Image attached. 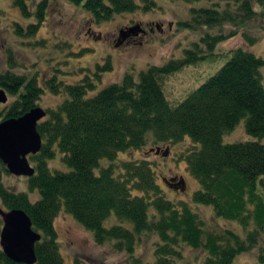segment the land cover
Instances as JSON below:
<instances>
[{"label":"trees","instance_id":"1","mask_svg":"<svg viewBox=\"0 0 264 264\" xmlns=\"http://www.w3.org/2000/svg\"><path fill=\"white\" fill-rule=\"evenodd\" d=\"M66 1L82 7L96 24L138 10L148 12L154 5L151 0H140L141 5L138 0ZM211 1L216 4L192 9L191 21L181 24L208 30L193 50L186 51L184 59L150 66L140 73L139 80L125 74L120 83L92 96L88 94L96 89L94 78L85 76L67 84L53 75L42 86L36 75L15 74V63L9 58L11 69L0 73V89L16 99L0 106V122L37 107L45 89L66 96L55 109L46 111V118L37 127L42 149L29 157L35 174L26 178L28 190L39 192L37 201L4 185L3 176L10 173L0 160L1 204L6 210H23L41 236L35 245L36 264H64L54 226L62 211L92 234L95 245L111 244L114 252L127 254L131 264H141L135 255L136 245L149 234L157 238L155 264H172L180 258L182 246L203 250V264H233L237 256L258 244L264 234V59L241 47L231 49L230 60L174 108L161 85L164 77L185 66L216 57L218 45L238 35L255 45L258 37L242 32L249 21L258 20L260 34L264 33V0H221L225 7L217 3L220 0ZM14 5L24 17L33 13L37 19L24 28L16 24V34H37L46 2L38 4L35 12H30L26 0H15ZM214 31L218 33H211ZM96 67V78L111 70L109 63ZM242 121L254 140L225 144L224 136ZM185 138L192 146L177 160L185 163L186 171L199 185L192 202L211 207L216 218L237 222L245 237L232 230L206 231L187 202L164 196L147 158H119L148 145L157 152L160 145H176ZM57 152L67 171L50 170L48 162ZM102 161L108 165L103 166ZM164 183L173 186L171 180L164 179ZM112 215L119 224L106 227ZM2 226L0 217V232ZM259 262L264 264V253H260ZM0 264L20 263L0 249Z\"/></svg>","mask_w":264,"mask_h":264},{"label":"rangeland","instance_id":"2","mask_svg":"<svg viewBox=\"0 0 264 264\" xmlns=\"http://www.w3.org/2000/svg\"><path fill=\"white\" fill-rule=\"evenodd\" d=\"M151 1L154 5L150 6L148 12L138 10L96 24L82 7L72 5L66 0H26L30 12L37 11L38 4L46 2L45 14L39 23L37 34L28 37L16 34L15 25L19 24L24 28L37 23L33 13L24 17L20 9L14 5L15 0H0V73L11 69L9 64L11 57L15 63L13 68L15 74L29 77L36 75L42 86L46 79L53 75L67 84L79 82L85 76H89L91 79L94 78L96 84L95 91L88 94L92 96L108 85L120 83L125 74H132L135 80H139L140 73L150 66H163L170 61L184 59L186 51L193 50L194 44L199 43L208 30L204 27L196 29L183 27L181 24L191 21L192 9L210 8L216 1L203 0L194 3ZM217 3L221 7L226 6L224 1L220 0ZM138 4L141 5L140 0ZM138 25L146 32L145 35L133 40L120 41L121 30ZM228 30L226 27L224 31ZM242 32L257 36L258 42L251 46L238 35L218 45L216 57L185 66L162 79L161 85L171 107L178 106L214 76L230 60L231 49L241 47L264 59V33L260 34L258 20L249 21ZM106 63L111 65V70L98 72L100 76L96 78L98 71L96 66H103ZM65 97L54 95L45 89L37 107L45 111L55 109ZM15 99L16 97L7 94L6 104L13 103ZM253 140L254 138L246 133L244 121L223 138L225 144ZM191 146V140L185 138L176 145H160L159 152H155L157 148L148 145L141 151L120 154L119 158L138 160L147 158L154 167L156 181L162 188L164 196L174 202L180 200L187 202L204 222L206 231L222 233L224 230H232L245 237V231L237 222L216 218L211 207L192 202L193 193L199 189V185L186 171L185 163L177 160L178 155ZM30 164L33 166L31 162ZM101 164L107 166L108 162L102 161ZM48 165L51 171H67L59 152ZM164 179L175 180L172 188L165 185ZM181 180L185 182L184 186ZM3 183L11 191L25 192L32 202L40 197L38 191L28 190L27 179L24 177L4 175ZM0 208L6 210L1 202ZM117 224L119 222L114 215L105 223L106 227ZM123 225L131 228L129 223ZM54 226L64 264H74L75 261L79 264H131L127 254L114 252L110 248L111 244L95 245L92 234L63 211L55 219ZM156 243V236L149 234L136 245L135 255L141 264H155ZM179 250L180 258L172 260V264H203L206 257L201 249L182 246ZM260 253H264V234L259 236L258 244L253 249L237 256L233 264H262L259 262Z\"/></svg>","mask_w":264,"mask_h":264},{"label":"water","instance_id":"3","mask_svg":"<svg viewBox=\"0 0 264 264\" xmlns=\"http://www.w3.org/2000/svg\"><path fill=\"white\" fill-rule=\"evenodd\" d=\"M138 29L139 26L133 27L130 33ZM127 31H121L120 41L125 38ZM6 103L7 94L0 89V104ZM46 116L45 110L35 107L18 118L0 122V160L11 175L30 178L35 174L29 157L42 149L43 141L37 127ZM164 155L167 156V153ZM0 217L3 222L0 247L4 254L16 263L36 264L35 245L41 236L33 230L28 215L23 210L5 211L0 208Z\"/></svg>","mask_w":264,"mask_h":264},{"label":"flooded vegetation","instance_id":"4","mask_svg":"<svg viewBox=\"0 0 264 264\" xmlns=\"http://www.w3.org/2000/svg\"><path fill=\"white\" fill-rule=\"evenodd\" d=\"M133 27H127L126 29H124V30H128V31L125 33V38L122 41H125V40L128 41V40H133V39H136V38H140L141 36L146 34V32L141 27H139L137 32H131L130 33V31H131V29ZM121 31H123V30H121ZM173 180L174 179H171V183L175 182V180L174 181Z\"/></svg>","mask_w":264,"mask_h":264}]
</instances>
